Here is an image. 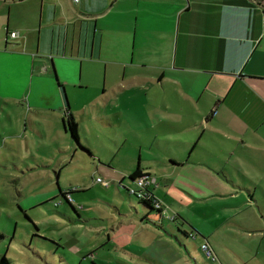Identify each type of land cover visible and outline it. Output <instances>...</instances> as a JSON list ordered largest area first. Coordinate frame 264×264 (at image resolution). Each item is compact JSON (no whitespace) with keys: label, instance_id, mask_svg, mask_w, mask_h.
<instances>
[{"label":"crops","instance_id":"1","mask_svg":"<svg viewBox=\"0 0 264 264\" xmlns=\"http://www.w3.org/2000/svg\"><path fill=\"white\" fill-rule=\"evenodd\" d=\"M263 11L264 0H0V103L31 114L30 127L41 118L53 142L69 137V114L77 142L69 137L65 150L94 159L108 178L150 174L163 189L155 199L178 194L179 205L209 207L210 226L258 239L247 244L253 264L255 254L264 260ZM19 68L26 85L12 96ZM104 141L116 143L113 155L95 149ZM125 146L127 160L117 151ZM51 153L24 162L58 176L63 161ZM72 190V205L62 200L74 222L101 213L73 206L83 189ZM139 205L118 229L148 234L139 240L158 253L160 228Z\"/></svg>","mask_w":264,"mask_h":264},{"label":"rangeland","instance_id":"2","mask_svg":"<svg viewBox=\"0 0 264 264\" xmlns=\"http://www.w3.org/2000/svg\"><path fill=\"white\" fill-rule=\"evenodd\" d=\"M6 9L1 4L3 15ZM14 82L13 88L5 91L12 96L21 95L26 85L21 68L15 71ZM73 92L76 101H81V91ZM0 104V256L4 255L8 264L247 263L248 241L252 239L257 245L258 239L246 237L241 229L231 225L210 226L209 207H200L192 200L179 205L178 194L174 198L155 196L162 213L157 216L153 211L155 213L150 215L155 227L160 228L154 231L159 230L160 237L154 238V247L160 248V252L150 253L139 240L149 237L148 234H131L126 225L124 230L118 229L120 222L133 221L130 214L134 215V209L140 210L138 200L125 191L135 187L127 176L121 181L119 176L108 178L95 169L94 159L85 158L78 149L73 151L68 147L65 150L66 145L70 146L68 135L63 139L59 133L53 142L46 137L47 130L41 118L30 127L27 123L33 120L31 114L22 113L18 106ZM24 124L26 129L22 128ZM10 134L18 137H10ZM115 144L104 141L94 145L95 149L110 156L116 151ZM102 145H107L106 150ZM51 151L63 161L58 176L41 170L40 160L29 166L24 162L30 156H54ZM117 151L125 160L132 153L128 146ZM96 178L105 181L108 188L102 189L94 183ZM158 186L160 188L154 189L153 194L163 190L159 183ZM57 187L63 191L83 189L70 195L73 206L82 205L86 212L94 207L95 212L101 213L89 212L80 215L79 223L74 222L76 215L58 195ZM205 204L209 205V202ZM157 239L162 243L158 244ZM203 243L209 245L212 260H207L201 252ZM251 257L253 264L264 261L262 255Z\"/></svg>","mask_w":264,"mask_h":264},{"label":"built area","instance_id":"3","mask_svg":"<svg viewBox=\"0 0 264 264\" xmlns=\"http://www.w3.org/2000/svg\"><path fill=\"white\" fill-rule=\"evenodd\" d=\"M261 23L262 27L264 28V11L261 15ZM9 38H15L16 34L14 32L8 34ZM96 184H99L102 188H108V184L99 179L96 178L94 180ZM132 182L134 183V188L126 189L127 195L134 196L137 200H144V201H151L152 206L154 209H157L160 211L159 215L162 213L160 210V204L157 201V199L153 196V190L156 188V182L155 179L150 174H141L137 178L133 179ZM65 200L67 203L71 204V200L68 196V194H65ZM76 209H79V207H76ZM173 218H170L172 220ZM200 250L203 253L204 257L207 260H212V251L206 243H203L200 245Z\"/></svg>","mask_w":264,"mask_h":264},{"label":"trees","instance_id":"4","mask_svg":"<svg viewBox=\"0 0 264 264\" xmlns=\"http://www.w3.org/2000/svg\"><path fill=\"white\" fill-rule=\"evenodd\" d=\"M62 121H63V127L67 131V133L69 134V137L71 138V140L77 142V125H76L75 121L73 120V118L69 114L65 113V114H63ZM138 176H140V174H139L138 170H135L129 176V179L133 180V179L137 178ZM72 191H74V190H70L67 192H59V196L61 197V199H63L66 202L65 194H68ZM138 202L140 204H142L143 206H145L146 208H148L149 210L155 211L158 214L160 213L159 210L153 208L151 201L138 200ZM67 204L70 205V203H67ZM0 239H1V236H0ZM0 264H8L4 255L0 256Z\"/></svg>","mask_w":264,"mask_h":264}]
</instances>
